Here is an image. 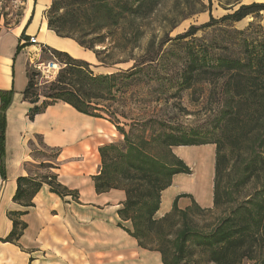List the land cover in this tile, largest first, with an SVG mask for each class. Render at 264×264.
<instances>
[{
	"label": "trees",
	"instance_id": "16d2710c",
	"mask_svg": "<svg viewBox=\"0 0 264 264\" xmlns=\"http://www.w3.org/2000/svg\"><path fill=\"white\" fill-rule=\"evenodd\" d=\"M161 1L81 0L78 6L82 10L81 22H76L74 29L81 34L79 38L67 35L68 30L64 25L47 17L49 31L59 38L73 40L82 49L92 52L100 65H106V59L111 58L115 52L130 57L123 63L128 60L135 63L125 72L95 75L89 64L47 48L57 61L59 57L65 58L62 59L65 67L50 84L48 93L43 98L44 102L31 109L28 118L32 120L47 106L63 102L79 113L108 118L125 139H128V135L124 133V127L133 129L145 126L143 123L146 122L139 119L143 114L136 109L133 97L142 89L140 84L146 77V71L152 69L155 59L150 56V45L141 50L140 41L145 35L141 23L155 12ZM50 8L56 9L55 1L51 0ZM261 12H264V3L240 5L221 21L238 23L249 16L256 18ZM197 30L192 28L179 39L192 37ZM238 34L243 35V32ZM88 35L96 37L84 41L83 38ZM107 39L110 41L106 42ZM106 43L107 47L104 49H95ZM243 44L245 53L236 56H211L205 47L200 46L196 50L194 47L187 50L179 75V90H192L196 86L208 87V98L214 104V108L209 109L213 114L211 133H186L170 129L167 133L161 132L150 137L159 147L168 151L178 147H215L213 205L210 209L199 210L209 213L220 210L224 216L210 234L198 237L196 246L203 254H207V264H264V40L256 45L244 40ZM135 50L142 52L137 60L133 58ZM34 75L36 74L27 75L28 82L23 92V100L30 104H37L39 101L33 94ZM134 82H138L135 84L137 91L131 90ZM10 100L9 93H0V160L3 157L5 111ZM107 148L99 151L103 165L108 156ZM127 150L133 153L136 160L132 169L136 174L139 194L129 188L114 185L104 168L93 178L95 190L97 193L123 191L125 201L119 213L121 219L131 223L132 231L129 234L137 240L138 246L158 252L162 264H180L187 252L185 244L189 234L188 227L177 234L172 249L161 246L153 248V241L149 236H161L164 225L176 216L186 218L192 210L198 208L193 203L191 207L180 211L175 201L169 213L158 220L153 219L159 210L161 194L171 186L174 176L190 174V170L174 156L176 161L173 164L161 165L147 157L134 143H129ZM126 173L129 174L128 171ZM25 182L26 179L17 181L15 201L27 199L39 187L38 183H33L28 190H24L22 183ZM232 182L236 195L241 196L246 188L252 189V193L239 200L234 208L229 207L234 201L233 192L227 187ZM49 186L54 192L61 193L52 181H49ZM142 209L145 210L144 213H141ZM134 213L137 215H133ZM14 235L15 224L9 239Z\"/></svg>",
	"mask_w": 264,
	"mask_h": 264
},
{
	"label": "crops",
	"instance_id": "0c3cea01",
	"mask_svg": "<svg viewBox=\"0 0 264 264\" xmlns=\"http://www.w3.org/2000/svg\"><path fill=\"white\" fill-rule=\"evenodd\" d=\"M33 1L28 0L22 24L0 34V93L11 97L5 111L0 160V264H162L158 252L138 246L129 234L131 223L121 219L125 193L95 190L93 178L99 170V150L115 136L111 124L79 113L63 102L47 106L32 120L28 118L30 110L44 102L42 99L30 104L23 100L29 55L37 49L27 43L29 38L89 65L97 62L92 52L48 30L43 13L51 0ZM252 3L259 2L240 5ZM246 19L251 22L253 17L236 24ZM204 146L209 149L173 148L174 153H183L191 172L178 181L181 188L172 185L175 175L171 186L163 191L160 207L165 208L163 213L158 211L159 218L171 211L175 201L180 211L193 205L194 200L181 198L187 194L185 190L192 191L200 205H208L213 147ZM41 151H54L58 168H49L47 176L36 179L30 168L41 161ZM19 179L27 180L22 183L24 190L33 183L39 187L27 199L15 201ZM49 181L60 194L51 189ZM14 224L15 235L9 239Z\"/></svg>",
	"mask_w": 264,
	"mask_h": 264
},
{
	"label": "rangeland",
	"instance_id": "374dc122",
	"mask_svg": "<svg viewBox=\"0 0 264 264\" xmlns=\"http://www.w3.org/2000/svg\"><path fill=\"white\" fill-rule=\"evenodd\" d=\"M53 1H55L56 9H51L49 6L43 13L45 20L47 17H52L54 21L66 27L68 30L67 35L73 38H79L81 34L75 32L74 29L76 27V22H81L82 10L78 8L81 4V0ZM251 1L264 3V0H162L155 9V12L145 22L141 23L145 33L143 39L140 41L141 50L150 45L149 53L150 56L155 59V62L152 65V69L146 71V77L141 82L142 84H140L142 89L139 88L140 90L137 91L135 84H138V82H134L131 90L137 92L135 98L132 93L131 96L134 101H136V109L143 114L139 119H142V122L146 123H143L145 126L141 128L136 127L130 129L129 127H124V133L128 135V139H125L124 136L117 131L115 125H113L108 118H105L115 129V136L111 137V141L101 148L108 147V156L104 165L100 158L98 173L101 171V168H104V170L108 172L114 185L121 188H129L134 191V193L136 192V194H139L140 190H138L135 181L136 174H134V168L132 166L136 163V160L133 153L127 150L129 143H134L137 147H140L147 157L153 158V160L161 165L173 164L174 161H176V159L173 158L174 156L182 161L187 168H190L186 163L188 162L186 157L181 151L177 152L182 157L177 155L178 153H176V151L175 154L173 150L168 151L159 147L150 137L161 132L167 133L170 129H178L186 133L190 131L200 134L211 133L213 128V114L210 113L209 109L214 108V104L213 102L211 103L210 98H208V87L196 86L192 90H179V75L183 68L189 47H194V50H196L198 46L205 47L208 54L211 56L223 54L236 56L245 53L244 40H246L248 44L254 45L264 40V12L257 15L256 18L253 17L251 22L249 19L239 24L232 21H221L224 16L237 9L240 4L250 3ZM27 7L28 0H0V34L15 29L22 24L27 13ZM192 28L198 29L194 36L179 39L186 35ZM241 31L243 35L238 34ZM95 37L94 35H88L85 36L83 40L89 41ZM109 41L108 39L106 40V42ZM105 47H107V43L106 45L95 47V49L102 50ZM141 53L140 50H135L133 52V58L137 60V58L141 56ZM42 58L46 60L47 56L44 55ZM129 58L130 57L125 54L115 52L111 58L106 59V65H100L96 62L95 65L89 66L95 75H108L116 73L117 71L125 72L135 63L131 60L123 63V61ZM62 59L63 58L59 57L58 61L63 65V60L65 58ZM83 62L86 63V61ZM64 67L63 65L61 70ZM31 73L36 74L33 78L35 84L33 90L34 97L37 96L39 100H42L46 93H48L50 84L55 81L57 76L54 80L51 79L47 81L42 79L40 74H37L28 67L27 75ZM210 147H213V151L211 150L212 168L209 178L210 197L208 205H200L198 201H196L192 191L185 190L187 194L182 195L181 198L184 197L192 201L194 200L198 208L192 210L186 218L176 216L171 222L164 225L162 228V237L151 234L149 236V239L153 241V248L161 246L164 249H172L177 234L183 228L188 227L189 234L185 244L187 252L184 261L180 262V264H207V254H203L200 248L196 246L197 241H199L198 237L210 234L219 224L221 217L224 216L221 214L220 210L210 213L199 210L212 208L215 147L212 145ZM185 149L189 151L190 149L209 148L205 146H196L187 147ZM117 155H119V157ZM56 157L57 155L54 151L48 153L41 151V153H39V160L42 162H37L30 168L31 171L37 175L36 179L47 176V173H50L48 170L49 168H58ZM126 171H128L129 174H127ZM188 175L190 174L176 175L172 184L174 188L176 185L181 188L178 181ZM232 185L233 182L227 185L230 192L234 191ZM176 190L172 189V191L175 192ZM249 193H252V189L246 188V190L241 193V196L233 192L232 199L234 202H232L229 207L234 208L236 203ZM163 199H165V195ZM163 208H165L164 205L158 210L159 213H163ZM158 211L153 216L154 220L162 218L168 212L166 211L162 217L159 218ZM144 212L145 210L142 209L141 213ZM136 213L139 212L136 210ZM133 215L137 214L134 213ZM144 227L145 226L142 224L143 229Z\"/></svg>",
	"mask_w": 264,
	"mask_h": 264
},
{
	"label": "built area",
	"instance_id": "2783aa9c",
	"mask_svg": "<svg viewBox=\"0 0 264 264\" xmlns=\"http://www.w3.org/2000/svg\"><path fill=\"white\" fill-rule=\"evenodd\" d=\"M27 43L37 47V49L29 55L28 67L37 74H40L42 79L47 81L51 79L54 80L63 65L56 60L46 46L37 43L34 37L29 38ZM44 55L47 56L46 60L42 58Z\"/></svg>",
	"mask_w": 264,
	"mask_h": 264
},
{
	"label": "bare ground",
	"instance_id": "6f19581e",
	"mask_svg": "<svg viewBox=\"0 0 264 264\" xmlns=\"http://www.w3.org/2000/svg\"><path fill=\"white\" fill-rule=\"evenodd\" d=\"M40 1H42V0H40ZM202 160H204V156H199Z\"/></svg>",
	"mask_w": 264,
	"mask_h": 264
}]
</instances>
